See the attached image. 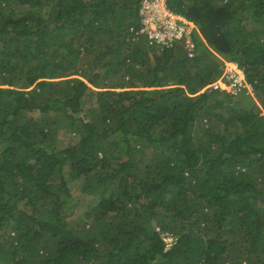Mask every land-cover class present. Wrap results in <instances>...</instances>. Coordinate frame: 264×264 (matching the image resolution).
Wrapping results in <instances>:
<instances>
[{
	"label": "trees",
	"instance_id": "trees-1",
	"mask_svg": "<svg viewBox=\"0 0 264 264\" xmlns=\"http://www.w3.org/2000/svg\"><path fill=\"white\" fill-rule=\"evenodd\" d=\"M167 4L193 56L129 42L141 0H0V264H264V0ZM224 60L253 94L213 87Z\"/></svg>",
	"mask_w": 264,
	"mask_h": 264
},
{
	"label": "built area",
	"instance_id": "built-area-1",
	"mask_svg": "<svg viewBox=\"0 0 264 264\" xmlns=\"http://www.w3.org/2000/svg\"><path fill=\"white\" fill-rule=\"evenodd\" d=\"M140 17L148 31L150 44L170 47L180 40H184L190 49H193V33L198 30L195 23L175 13L168 7L167 0H141ZM193 50L189 51L193 55ZM227 63L222 74L223 80L213 83V87L222 88L229 85L234 94H238L245 86L244 75L239 72V67H232ZM230 65V66H229ZM244 79V80H243ZM227 86V87H229Z\"/></svg>",
	"mask_w": 264,
	"mask_h": 264
},
{
	"label": "rangeland",
	"instance_id": "rangeland-1",
	"mask_svg": "<svg viewBox=\"0 0 264 264\" xmlns=\"http://www.w3.org/2000/svg\"><path fill=\"white\" fill-rule=\"evenodd\" d=\"M128 40L132 44L137 43V42L131 41L129 35H128ZM76 45H77L78 48H81V46H82L81 42H77ZM76 70H77V67H75L74 69L70 70L68 72V74L70 76L67 77V78H71V77L72 78L73 77H80L81 78L82 77L84 80L87 81V80H90L89 79L90 77L94 76L92 71H88L86 68H84L82 66H78V70H79L78 73H76ZM122 74H124V73L122 72ZM121 81H122V79H118V81H117V79H112V80L106 81L104 83L105 84L108 83L107 86H117L119 84L118 82H121ZM227 86H229V85H227ZM227 86L226 85H222V88L224 90H227V91L231 90L230 86L229 87H227ZM31 88H28V89L31 90ZM92 88H93V90L96 93L99 92V90H100L98 86H94L93 85ZM229 92H231V91H229ZM255 101H254V103L257 104L258 102L257 101L255 102ZM97 103H98L97 102V95L95 93H89L88 96H86V98L84 99V102L82 103L83 108H84V111L81 112L82 117L88 119V116L93 111L96 112V110L98 109ZM223 112H224L223 110H220L218 115L222 114ZM82 117L79 116V115H76L73 118H70L71 121H69V123H67V119L68 118H66L63 115H56V120H58L59 123H62L60 126L58 125L59 123L56 124V126H58L57 129H58L59 140H61V142H63V144L72 145L74 143V140H77L79 134L71 133L67 129L70 128L71 123L73 121H75L76 123H79L80 120L82 119ZM215 117H216V120H217V116H215ZM204 122H206V120ZM67 179L70 182V188L73 191V194L77 198L76 202L78 204V209H77L76 213H78V215H77V217L75 219L77 221H79V222H82L84 220V217H85L84 213L87 212L86 210H88L87 209L88 204L97 203V199L95 197H93L92 194L84 193L81 190V184L84 185V181H81L80 179H71V178L69 179L68 175H67ZM89 208H90V206H89ZM158 229L159 228H157V230ZM162 234H163V237H164L163 240L166 242V249L171 248L176 243L177 238L171 233L162 232ZM12 235H14V233H12Z\"/></svg>",
	"mask_w": 264,
	"mask_h": 264
},
{
	"label": "clouds",
	"instance_id": "clouds-1",
	"mask_svg": "<svg viewBox=\"0 0 264 264\" xmlns=\"http://www.w3.org/2000/svg\"><path fill=\"white\" fill-rule=\"evenodd\" d=\"M139 10H140V8H139ZM178 14V13H177ZM181 15V14H180ZM182 16V15H181ZM185 18V17H184ZM187 19V18H186ZM190 21V20H189ZM141 24H142V27L141 28H138V29H136L135 27H132V28H130V30H129V37H130V39H131V41H133V42H137V43H135V44H138V43H141L142 42V40H145V41H147L148 43H149V45H152V44H150V41H149V39H148V31H147V27H146V25H145V23L142 21V19H141ZM192 22V21H191ZM194 23V22H193ZM197 26V25H196ZM198 27V26H197ZM195 32H199V28H198V30H196ZM194 32V33H195ZM193 33V34H194ZM158 46V45H157ZM160 47H162V46H160ZM193 56V55H192ZM224 62H225V67H226V64L227 63H233V64H236L238 67H239V70L240 71H242V73H243V75H244V78H245V82L247 83V85L248 86H245L244 88H247L248 90H249V92L248 93H250V94H253L254 92H253V88H252V86H251V84L248 82V80H247V78H246V75H245V72H244V69L236 62V61H229V60H224ZM225 71V70H224ZM223 71V72H224ZM223 74V73H222ZM221 80H223L224 81V83H226V81L223 79V77L221 76L216 82H218V81H221ZM215 83V82H214ZM210 86H208L207 88H209ZM207 88H205V89H207ZM221 88V87H220ZM221 89H223V88H221ZM224 90V89H223ZM229 92V91H228ZM163 239H164V237H163Z\"/></svg>",
	"mask_w": 264,
	"mask_h": 264
},
{
	"label": "bare ground",
	"instance_id": "bare-ground-1",
	"mask_svg": "<svg viewBox=\"0 0 264 264\" xmlns=\"http://www.w3.org/2000/svg\"><path fill=\"white\" fill-rule=\"evenodd\" d=\"M231 66L232 67H236V64H231ZM239 72H240L241 75H243L242 71L239 70Z\"/></svg>",
	"mask_w": 264,
	"mask_h": 264
}]
</instances>
